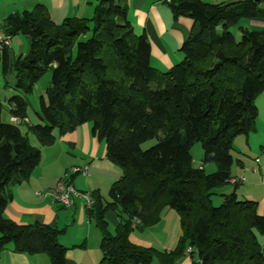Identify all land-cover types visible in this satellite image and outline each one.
<instances>
[{
	"label": "trees",
	"instance_id": "obj_1",
	"mask_svg": "<svg viewBox=\"0 0 264 264\" xmlns=\"http://www.w3.org/2000/svg\"><path fill=\"white\" fill-rule=\"evenodd\" d=\"M96 4L90 20L66 18L60 25L41 4L8 15L0 32L30 41L27 53L16 58L8 46L0 47V73L13 74L15 91L28 95L50 71L40 123H27L20 96L7 102L10 115L27 125L40 147L53 145L55 131L63 136L90 122L92 136L120 169L107 200L90 193L87 215L101 235L98 264H174L185 255L193 264H264V216L257 203L231 193L217 207L210 198L231 178L234 140L256 130L264 32L239 22L263 19L264 0H171L173 16L190 19L192 27L179 49L182 60L166 72L151 66V45L145 33H134L127 0ZM2 110L0 102V252L13 244L19 253L46 254L51 264H66L67 249L59 242L63 231L39 223L19 226L3 216L11 199L7 188L29 179L41 152L18 125L1 122ZM150 140L156 143L142 150ZM195 143L201 145L202 163L215 164L214 173L193 167ZM167 208L180 218L176 248L159 252L132 244L131 233L156 225ZM109 210L120 220L113 235L104 217ZM134 219L140 222L135 227Z\"/></svg>",
	"mask_w": 264,
	"mask_h": 264
},
{
	"label": "crops",
	"instance_id": "obj_2",
	"mask_svg": "<svg viewBox=\"0 0 264 264\" xmlns=\"http://www.w3.org/2000/svg\"><path fill=\"white\" fill-rule=\"evenodd\" d=\"M202 1L208 4H224L240 0ZM37 3H42L47 8L51 20L55 18L56 11L65 19L87 18L80 0H40ZM127 3L128 20L133 26L134 33L137 36L145 33L148 37L151 45V65L154 62L159 70L168 71L182 60L179 49L189 35L192 21L185 17L175 18L167 0H127ZM23 11L27 10L18 8V14ZM239 25L250 31L264 32V18L244 19ZM236 32L239 36L238 30ZM7 46L10 49L11 38ZM255 106L257 108L255 132L248 136L237 137L232 147L234 164L230 172L231 178L243 176L245 180L237 185L227 183L219 189L221 196L235 193L239 200L257 203L258 213L264 216V92L255 99ZM27 121L29 124L28 118ZM28 133L27 139L30 143ZM55 137L53 145L48 147L39 145L41 159L29 179L7 188L11 199L7 202L3 216L19 226L39 223L63 231L59 242L67 249L66 264H98L101 252L92 253L89 249V241L94 235L93 221L87 215L83 200L74 198L72 206L64 208L52 197L38 194L54 188L62 179L64 172L71 168L88 166L87 176L74 175L69 182L77 191L84 193H99L100 189L105 188L109 190L120 178L121 171L106 157L104 143L92 136L91 125L82 124L71 133L63 136L57 133ZM78 178L87 179L92 184L91 189L88 191L78 189L75 186ZM1 193L0 191V195ZM111 211H107L104 215L107 225ZM172 211L165 209L160 221L154 226L142 231L135 229L129 238L131 243L159 252L174 250L180 236V218ZM114 216L115 219L113 220L112 216L110 220L114 221L116 229L120 220L117 214ZM99 236L101 240L100 233ZM260 240L264 244V236L260 237ZM154 261L158 262V260ZM0 264H51V262L46 254L19 253L13 244H9L0 252ZM174 264H193V261L185 255Z\"/></svg>",
	"mask_w": 264,
	"mask_h": 264
},
{
	"label": "rangeland",
	"instance_id": "obj_3",
	"mask_svg": "<svg viewBox=\"0 0 264 264\" xmlns=\"http://www.w3.org/2000/svg\"><path fill=\"white\" fill-rule=\"evenodd\" d=\"M36 1L38 2L40 0H0V27L3 25V21H2L3 16H5L4 17V19H5L10 14H18V8H22V9H26L27 11H31L34 8L35 4L36 5L40 4V3H37ZM65 1H68V0H65ZM80 1L82 3L83 8H84L83 10H85V12L87 13L86 19L90 20L93 13H94V9L97 5L96 0H80ZM41 5H42V3H41ZM54 17L55 18L52 21L57 25H60L65 20V17H62L61 14L58 13L57 11H56V14ZM235 37L237 38V40L240 39V36H238L237 32H235ZM29 41L30 40L28 37H25L22 35H16V36L12 37L11 38V47H10V52H11L12 57L16 58L19 55H25L28 51ZM151 66L160 72H166V71L159 70L157 68V64L154 62ZM159 67H161V66H159ZM5 84H7L6 88H5ZM14 85H15V78H14L13 74L8 75L7 77H3L0 73V102L3 105V110L1 112V122L12 123V124L18 125L19 129L24 134V133H28L27 125L25 123H21V122L17 123L16 121L13 120V117H11V115H10V112H9L10 108H9L7 102L13 96L22 97L27 104L26 115H27V118L29 120V125L39 124L40 121L37 117V113H39V111H40V107H39L40 99L41 98H43L44 100L46 99L47 90L51 86V72L47 71L42 76V78L39 79V81L35 84L31 94L23 95V94L19 93L18 91H15ZM87 124L91 125L90 122H86L83 125H87ZM54 135H57L56 131L54 132ZM28 138H29L30 143L33 147H35V148L39 147L38 141L32 133H28ZM155 143H156V140L147 141L141 145V149L147 150L150 147H152ZM190 154H191V157L193 159L192 165L195 167H200V166L203 167L205 174L208 175V174L214 173L216 171L215 164H210V163L209 164H203L202 163L203 152H202V148H201L200 143H195L192 146V148L190 150ZM69 170H67V171H69ZM66 172H64L62 178L65 176ZM72 176H74V175H71V177ZM71 177H70V179H72ZM75 186L82 191H88V189H91L90 187L92 186V184L89 183V181L87 179L78 178L75 181ZM107 193H108V188H105L103 190L102 189L99 190V195L102 198H104L105 200H107ZM210 198H211L212 205L218 207L222 203V196L220 195V189L217 188V189L213 190L211 192ZM109 214H110L108 217L109 219L107 220L109 223L108 224L109 225V231L111 234H114V229H115L114 225L115 224H114V221L110 220V217L113 216V220H114L115 219L114 215L116 213L114 214V212L111 211V213H109ZM92 224H93L92 225L93 226V233H94L95 237L93 235V237L90 239L89 249L92 251V253L100 254L101 251H100V242H99L100 241L99 232L96 230L94 222ZM154 264H159V263L157 261H154Z\"/></svg>",
	"mask_w": 264,
	"mask_h": 264
},
{
	"label": "built area",
	"instance_id": "obj_4",
	"mask_svg": "<svg viewBox=\"0 0 264 264\" xmlns=\"http://www.w3.org/2000/svg\"><path fill=\"white\" fill-rule=\"evenodd\" d=\"M168 3L171 2V0H167ZM9 38L5 37L0 32V47L1 46H7L8 45ZM16 118H13L14 121L17 123H20L19 120H15ZM258 162V160H256ZM88 173V166H84L81 168H72L69 171L65 173V176L56 184V186L52 189H49L43 193H39V196H50L53 198V200L60 204L64 208H69L73 204L74 198H80L83 200L85 208L88 210L93 205V199L90 195V193H84L77 191L70 183H68V180L70 179L71 175H81V176H87ZM245 178L243 176H238L234 178H230L228 183L232 185H237L239 183L244 182ZM140 222L137 219L133 220V226L135 227ZM264 248V244H263ZM192 249L189 247L186 249L185 253L190 254Z\"/></svg>",
	"mask_w": 264,
	"mask_h": 264
}]
</instances>
